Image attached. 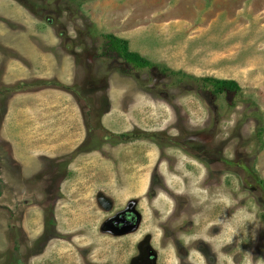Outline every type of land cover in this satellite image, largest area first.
<instances>
[{
    "label": "rangeland",
    "instance_id": "374dc122",
    "mask_svg": "<svg viewBox=\"0 0 264 264\" xmlns=\"http://www.w3.org/2000/svg\"><path fill=\"white\" fill-rule=\"evenodd\" d=\"M66 4L0 0V264H131L145 240L159 264H264V0Z\"/></svg>",
    "mask_w": 264,
    "mask_h": 264
},
{
    "label": "trees",
    "instance_id": "16d2710c",
    "mask_svg": "<svg viewBox=\"0 0 264 264\" xmlns=\"http://www.w3.org/2000/svg\"><path fill=\"white\" fill-rule=\"evenodd\" d=\"M95 0H66L68 7H77L78 9L87 2ZM35 8V7H34ZM40 8H35L33 12L39 11ZM52 24V22H50ZM105 41L103 57L111 58L112 56H117L124 60L126 64L133 66L135 69H155L157 65H154L147 59L143 58L138 53H133L129 49V43L125 40L119 39L112 35L103 36ZM204 82V88L210 89L215 95H222L226 92L237 93L240 88L238 84L234 81L226 80H215L206 79ZM213 89V90H212Z\"/></svg>",
    "mask_w": 264,
    "mask_h": 264
},
{
    "label": "flooded vegetation",
    "instance_id": "af4514ba",
    "mask_svg": "<svg viewBox=\"0 0 264 264\" xmlns=\"http://www.w3.org/2000/svg\"><path fill=\"white\" fill-rule=\"evenodd\" d=\"M199 86L204 87V82L199 84ZM229 94L230 92H226L223 95L227 96ZM135 207L130 208L128 211L119 212L114 218H110L104 227L107 228L109 233H122L121 235L128 234L131 231H137L140 216ZM137 249V255L133 258L131 264H159V254L157 249L151 245L150 240H145L144 244L138 246Z\"/></svg>",
    "mask_w": 264,
    "mask_h": 264
},
{
    "label": "crops",
    "instance_id": "0c3cea01",
    "mask_svg": "<svg viewBox=\"0 0 264 264\" xmlns=\"http://www.w3.org/2000/svg\"><path fill=\"white\" fill-rule=\"evenodd\" d=\"M56 44V41L54 40V41H50L49 42V45H50V47L52 48L54 45ZM42 47H44L45 46V44L44 43H41L40 44ZM39 56L38 55H36V56H38V57H40V59H41V61H43V62H46V63H48L49 64V67L46 69V70H44L43 72H40V71H36L37 73H38V75H39V77H42L43 79H49V81H51V80H55L56 82H59L60 84H62V85H64V86H70L71 84H69V83H67V82H65V81H63V80H60V79H58L59 78V76L58 75H60V74H58V72H60L61 74H63V72L64 73H66V74H68V72L69 73H72L73 72V70H74V63H72L71 61L68 63L67 62V60L69 59L68 58V55L66 54V53H63V55H64V59H65V67L64 68H62V69H60V70H57V68H56V65H55V63H56V61H54L53 60V58H52V49L50 50V52H49V62H47V60L45 59V58H43V57H41V55H43V54H45V52H46V50L45 51H42L40 48H39ZM54 58H56V57H54ZM51 64H54L53 66H52V68H51ZM36 69V68H35ZM47 73V74H46ZM43 74H45V75H43ZM65 74V75H66ZM61 93V92H60ZM39 95H40V97L42 98V97H46L47 95H50V96H55V97H59V96H64V94L63 93H61V94H59V89H57V88H52V86L51 87H49V88H47V89H45V90H42L41 92H39ZM68 98V97H67ZM75 99V97H69V99L70 100H72L73 102H74V99ZM38 100V99H37ZM75 101H76V103H77V100L75 99ZM77 105H78V103H77ZM79 106V105H78Z\"/></svg>",
    "mask_w": 264,
    "mask_h": 264
}]
</instances>
